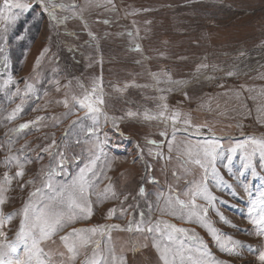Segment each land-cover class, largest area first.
Segmentation results:
<instances>
[{"label":"rangeland","instance_id":"1","mask_svg":"<svg viewBox=\"0 0 264 264\" xmlns=\"http://www.w3.org/2000/svg\"><path fill=\"white\" fill-rule=\"evenodd\" d=\"M26 2L16 20L0 19V241L17 247L6 259L25 258V205L28 223L41 209L67 212L80 199L74 179L95 161L92 215L41 242L48 264H164L154 239L179 245L147 231L157 221L194 230L177 234L184 259L173 264H261L264 229L252 221L264 212V156L249 138L264 140V0H53L55 20ZM94 82L104 100L95 120L72 100ZM209 138L221 145L214 162L197 154ZM196 186L215 197H195L203 222L175 203ZM109 224L121 227L70 258L62 236Z\"/></svg>","mask_w":264,"mask_h":264},{"label":"snow or ice","instance_id":"2","mask_svg":"<svg viewBox=\"0 0 264 264\" xmlns=\"http://www.w3.org/2000/svg\"><path fill=\"white\" fill-rule=\"evenodd\" d=\"M36 2L43 6V10L45 12H48L49 16L55 20L57 17L55 15V9L57 7H63V5H58L53 2V0H36ZM109 3H111V0H109ZM32 3L26 2V0H3V8H0V19H3L7 22H11L16 20L17 14L12 13L13 9L19 10L20 12H26L29 9L32 8ZM9 14H5V13ZM67 19V17H65ZM107 23V21H105ZM91 35V34H90ZM43 55V54H42ZM232 73H229L231 75ZM72 100L79 104V106L82 109L86 110V115L91 114L93 120L97 118V114L101 113L102 109L100 105L104 103L103 100V92L102 87L96 84V82L93 83V87L91 91H85L84 95L82 97L73 96ZM65 106L68 104V100L66 99L64 101ZM165 107H167L165 105ZM106 115V114H105ZM129 116L136 115L135 113L129 112ZM159 116L163 117L164 112H160ZM147 119H153L154 117H148ZM179 118V113H176L175 115L171 116L170 119L173 122H176ZM40 119V118H37ZM185 124H190L191 122L189 120L183 121ZM29 123H34L32 121H29L25 123L24 125H21V128L28 127ZM201 126L197 125V131H199V128ZM177 129H173V138L175 137V132ZM164 135V133H162ZM251 140V145L253 146L252 150L253 152L259 151L262 156H264V140H257L255 138H249ZM155 143V142H152ZM247 141H245L244 144H238L235 147L231 149L232 152H235L238 148H244L247 145ZM221 147L219 141H217L215 138H209L205 139L201 143L197 145V148L199 149V153L203 154V157L206 160H209L211 162H214L217 156V149ZM169 150H171V143H169ZM188 155L191 157L192 153L189 151ZM231 159V157H229ZM195 164L200 165L202 168H205V172L207 173V168L204 163L201 162L200 159H195L193 161ZM95 165V161H92L89 166H86L85 168L80 170L79 176L74 179L73 186L79 187L80 192V199H77L74 196H70L68 204H67V212L64 211H55V212H49L44 209H41L39 214L35 215L34 219L28 223V217H29V205L26 204L23 213L25 219L21 221L20 230L17 233V238L19 241L23 242L25 244V258L23 259H16V260H10L6 259L8 256V251L16 252L17 247L14 244H11L10 242L0 241V264H48V261H46L43 253V249L41 248L40 244L43 240L50 239L53 234H55L56 231L63 228L65 223L68 222H74L76 219H88L92 215V208L90 205V202L87 201V197L85 195L87 191L88 181L86 179V173L92 171V166ZM213 171L215 172L216 169L213 168ZM17 175H23V171L17 172ZM47 187L51 188L52 185L49 183L47 184ZM41 189H36V193L40 192ZM107 191V189L105 190ZM141 194H143L144 189H140ZM36 193H32L31 195H35ZM114 195V193H113ZM197 195H203L205 199H207L210 203L215 199L214 196H212L210 193L207 192L206 187L201 189L200 186H196V190L192 192V198L189 201H183V200H176V205L179 206V209H187V217L189 220L192 219V217H197L198 222H203V217L201 216V213L197 211L198 208H202L201 205H198L196 203L195 197ZM262 196H264V193H262ZM3 201H0L2 203ZM169 206L173 208V211L170 212V214L175 215V206L172 205L171 201H169ZM206 214V209L203 210ZM115 213V209L109 210V216H112ZM141 223H143V214H141ZM10 219V217H9ZM254 224L260 225L262 229H264V212H262L259 216V219H253L252 221ZM2 223V221H0ZM120 225H94L87 228H73L70 233L65 234L60 239L64 242L65 247L67 248L68 253L71 254V259H75L76 256L79 255L81 249L87 248L90 244H96L97 247L99 246L100 241L94 240L93 237L96 236V234L105 235L108 230L113 228H120ZM137 230H142L140 228V224L138 223L136 225ZM128 230H132V223H129ZM147 231L150 233H160L161 239L166 238L167 241L172 242V244H178L179 247H172L169 244H164L163 247H161V244L158 240L154 239V247L157 248V250L160 253V258L163 260L164 264H173V261L175 259L176 255H179L181 257V260L183 261L184 256V243L183 240L178 237L177 234H187L190 231H194L188 228L179 227L174 223H171L169 221H157L155 226H148ZM0 235H5L4 233L0 232ZM75 236V239L70 240V237ZM189 239H194V237L189 236ZM239 243V242H236ZM223 248V245H221ZM7 249V250H6ZM226 251H231V249H224ZM199 251V249H197ZM170 255L173 259H169ZM112 259L115 261L116 257L113 255ZM123 258H121L122 260ZM189 260L192 258L189 256ZM259 260L261 261V264H264V252H261L259 255ZM87 264V262H86ZM92 264H95L93 261ZM192 264H202L199 260H193ZM218 264H225V262H218Z\"/></svg>","mask_w":264,"mask_h":264},{"label":"trees","instance_id":"3","mask_svg":"<svg viewBox=\"0 0 264 264\" xmlns=\"http://www.w3.org/2000/svg\"><path fill=\"white\" fill-rule=\"evenodd\" d=\"M95 127H96V126L94 125V128H92L91 130L94 131ZM151 139H153V138H151ZM152 142H155V141H152ZM154 146H155V145H154Z\"/></svg>","mask_w":264,"mask_h":264},{"label":"flooded vegetation","instance_id":"4","mask_svg":"<svg viewBox=\"0 0 264 264\" xmlns=\"http://www.w3.org/2000/svg\"><path fill=\"white\" fill-rule=\"evenodd\" d=\"M151 141H155L154 139H151Z\"/></svg>","mask_w":264,"mask_h":264}]
</instances>
